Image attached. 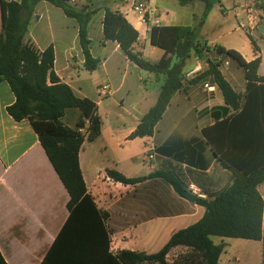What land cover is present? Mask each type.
<instances>
[{
  "label": "crops",
  "instance_id": "obj_1",
  "mask_svg": "<svg viewBox=\"0 0 264 264\" xmlns=\"http://www.w3.org/2000/svg\"><path fill=\"white\" fill-rule=\"evenodd\" d=\"M11 1L22 0H0V31L3 27L2 4ZM118 1L113 3L123 7L120 11L140 33L135 50L145 59L154 55L156 61H150L152 63L160 62L165 51L151 44V32L154 27L179 26L174 23L173 16L159 8L158 0ZM130 1L147 8L146 23L141 22L137 12H125L131 7L130 3L127 4ZM243 1L236 6L240 8L236 19L245 20L238 23L240 32L243 30L245 33H239L238 38L231 42L232 46L199 39L209 48L220 45L226 50H235L247 62L260 57L262 63L258 72L264 76V0H258L262 7H256L253 0ZM70 4L78 10H99L87 26L90 52L100 61L96 71H87L91 76L83 74L85 58L80 26L62 9L40 2L30 17L26 41L30 39L41 52L53 47L54 70L60 80L69 85L77 97L90 99L98 106L101 135L93 142H84L79 161L94 204L108 215L103 226L110 240L109 253L113 256L125 251L156 254L175 233L201 221L206 208L181 196L166 181L148 179V176L156 171H171L182 180L187 192L190 193V185H195L202 194L198 198L203 199L230 186L232 172L224 169L213 156L203 129L224 119L227 110L231 109L226 106L212 78L191 82L209 65L192 54L184 69V86L173 96L153 136L130 140L143 117L157 103L165 77L138 68L116 42L104 40L102 5H94L93 0H76ZM224 15L228 16V12ZM249 35L258 51H255ZM204 55L206 60L209 57L218 61L216 54ZM223 56H220L221 72L238 93L244 94L246 81L243 69L223 59ZM174 62L173 58L172 64ZM205 85L213 89H206ZM104 87L109 88L106 96L100 95ZM15 103L16 96L10 85L1 82L0 252L8 264H43L69 220L70 195L31 122L28 119L17 122L8 113ZM79 117V112H72L65 124L73 127V122ZM149 154L154 158L145 161ZM109 170H116L128 178L145 180L136 186L124 185L110 179ZM263 190L264 183L259 187L264 198ZM83 228V234L88 232L89 235L91 229ZM63 235L73 239L77 233L71 230ZM223 242L226 248L219 264H259V258L260 264H264V235L261 241L232 239L231 242ZM191 254L195 263L201 261L190 248L178 246L167 255V262L174 264L180 256ZM96 255L95 263H100L103 254L98 252Z\"/></svg>",
  "mask_w": 264,
  "mask_h": 264
},
{
  "label": "trees",
  "instance_id": "obj_2",
  "mask_svg": "<svg viewBox=\"0 0 264 264\" xmlns=\"http://www.w3.org/2000/svg\"><path fill=\"white\" fill-rule=\"evenodd\" d=\"M76 0H22L2 4L3 27L0 31V83L7 82L16 96V103L8 109L17 122L28 119L70 195L69 220L54 243L43 264H168L167 255L178 246L188 247L201 258L195 263L193 254L180 256L174 264H219L226 245H216L212 238L261 241L264 235V198L259 187L264 183V76L259 75L260 57L247 62L237 51L215 46L218 56L228 55L244 71L246 91L238 93L220 70L221 62L209 61L207 69L191 82L212 78L231 110L222 120L203 129V136L220 165L232 172V183L222 191L198 198L206 208L205 216L197 224L175 233L158 253L121 252L111 255L110 240L103 221L108 215L94 204L80 167L79 153L85 141L93 142L101 135L102 121L98 106L90 99L75 95L54 70L55 51L49 47L41 52L28 36L30 17L40 2H48L64 11L80 26L79 35L85 58L84 69L96 71L100 61L90 52L87 26L99 10H78L71 6ZM187 6L197 1L207 5L205 15L212 9L209 0H178ZM103 6V34L105 41L116 42L124 55L138 68L156 76H164L158 101L143 117L130 140L151 137L170 105L173 96L184 86L187 61L192 54L202 57L210 52L201 43L197 28L188 26L154 27L151 44L165 51L164 58L152 63L135 50L140 33L112 1ZM255 51L258 47L249 35ZM171 55L170 57H168ZM173 58L175 62L172 64ZM72 112L80 117L73 127L65 124ZM74 118V117H73ZM86 131L83 133V131ZM110 179L124 185L136 186L144 178H128L116 170L107 172ZM162 179L186 197L182 180L171 171H156L148 179ZM91 229L83 234L84 228ZM74 230L73 239L63 233ZM81 231V232H80ZM66 238V239H65ZM66 240V241H65ZM102 253L100 263L96 253ZM0 264H8L0 252Z\"/></svg>",
  "mask_w": 264,
  "mask_h": 264
},
{
  "label": "rangeland",
  "instance_id": "obj_3",
  "mask_svg": "<svg viewBox=\"0 0 264 264\" xmlns=\"http://www.w3.org/2000/svg\"><path fill=\"white\" fill-rule=\"evenodd\" d=\"M102 1H106V0H93V4L98 6V4L102 3ZM110 1L113 2L114 0H110ZM117 1L118 0H115V2ZM209 1L212 2V9L207 16H204L207 5L205 2L202 1H197L193 4L182 6L180 5L178 0H158V6L162 10H167L170 16H173L172 19L174 20V23L176 25L192 26L197 28V32L201 39H205L209 42L213 41L216 43H225L228 46H232L231 42L235 41L236 38H238V34L243 31L242 30L240 32L241 29L239 30L238 23L239 21L245 22V20L243 18L240 19L239 21L236 19V15L239 13V9H240L239 7L236 8V6H238L241 3H244V1L243 0H209ZM253 1H254L253 4L256 7H260V6L262 7V5L258 3V0H253ZM128 3L131 4L133 2L130 1L127 2V4ZM115 5H118V3H113V6ZM114 8L118 10L123 9L121 5H118L117 7ZM129 9H125V12L126 13L127 11L130 12ZM226 11L228 12V16L225 17L224 14ZM229 31L232 32L228 34L227 32ZM207 54L208 55L212 54V52H208ZM223 59H226L228 62L232 63L233 65L241 69L237 61H235L233 58L229 57L228 55H224ZM146 60L153 62L156 61V58L153 55ZM191 60H194V58H192ZM83 74L84 76L87 77L91 76V73L85 70H83ZM142 164L150 165L151 162H143ZM212 240L216 245H221V244H225L223 241L231 242L232 239L229 238L223 239L219 237H214L212 238ZM237 256L238 254L235 255V257ZM258 262L260 264V258L258 259ZM232 264H236V263H232Z\"/></svg>",
  "mask_w": 264,
  "mask_h": 264
},
{
  "label": "built area",
  "instance_id": "obj_4",
  "mask_svg": "<svg viewBox=\"0 0 264 264\" xmlns=\"http://www.w3.org/2000/svg\"><path fill=\"white\" fill-rule=\"evenodd\" d=\"M129 10H130V12H137L140 15L141 22H143V23L147 22L148 10L146 7L138 6L133 2V3H131V7ZM210 52L216 54L214 47L210 48ZM217 58H218V62H221L220 56H218ZM225 65L228 66V63H225ZM195 72L196 71L190 73V75L194 74ZM205 88L206 89H213V87H209V85H205ZM108 90H109L108 87H104L101 90L100 95H102V96L108 95ZM153 158H154L153 154H149L146 156L145 161L152 160ZM189 190H190V193L196 195L197 197H202L200 190L195 185H190Z\"/></svg>",
  "mask_w": 264,
  "mask_h": 264
},
{
  "label": "water",
  "instance_id": "obj_5",
  "mask_svg": "<svg viewBox=\"0 0 264 264\" xmlns=\"http://www.w3.org/2000/svg\"><path fill=\"white\" fill-rule=\"evenodd\" d=\"M201 60H202L203 62H207V64H209V61H206V55H203V56L201 57ZM186 197H187L188 199L192 200V201H196L197 198H198L196 195H194V194H192V193H189V192L186 193Z\"/></svg>",
  "mask_w": 264,
  "mask_h": 264
}]
</instances>
